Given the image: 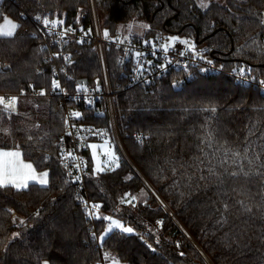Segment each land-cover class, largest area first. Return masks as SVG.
Returning a JSON list of instances; mask_svg holds the SVG:
<instances>
[{"label":"trees","instance_id":"1","mask_svg":"<svg viewBox=\"0 0 264 264\" xmlns=\"http://www.w3.org/2000/svg\"><path fill=\"white\" fill-rule=\"evenodd\" d=\"M96 4L109 34L125 36L123 27L143 22L150 25L146 35L188 39L227 69L244 66L264 80V0L212 1L208 9L199 0ZM22 12L86 31L92 20L89 0L0 2V23L8 16L19 25L13 37H0V95L26 94L16 114L0 107V147L18 145L38 172L49 171L47 187L0 189V264H102L105 253L122 264H264V95L225 75L203 74L178 90L173 82L179 73L126 89L118 109L125 129L144 136L142 142L125 141L141 176L120 157L118 168L94 176L91 152H84L90 199L101 205L100 215L134 229L131 234L113 229L101 242L108 222L97 219L93 227L60 163L63 107L59 98L40 95L52 89L51 71L37 28ZM70 50L75 82L87 79L96 86L100 72L93 43L74 41ZM107 51L113 86L124 89L116 50ZM81 111L87 128L108 127L89 108ZM126 192L137 197L135 206L120 203Z\"/></svg>","mask_w":264,"mask_h":264},{"label":"built area","instance_id":"2","mask_svg":"<svg viewBox=\"0 0 264 264\" xmlns=\"http://www.w3.org/2000/svg\"><path fill=\"white\" fill-rule=\"evenodd\" d=\"M89 7L91 13V28L90 31L81 30L77 28L74 32L67 33L63 38L60 36V32L62 28H56L53 33L50 35L43 27V25L36 21L34 16L29 15L26 12H22V18L29 20L37 28L36 37L39 41V46L41 50L45 52V62L48 68L51 71L52 79L54 78L53 69L55 68V78L58 79L61 83V88L65 91L62 92L59 89L53 90L49 93H45V96H54L61 100V105L63 107V125H62V133L59 137L58 141V148H59V160L61 163V153L72 151L74 155L78 157H82L84 161H86V156L84 152L88 151L84 145L87 143H91L92 141H88L89 139L95 138L98 141L104 139H110L112 145L115 147L116 151L119 154V157L125 161L130 168L138 175L141 176L139 169L136 167L134 161L130 157L127 146H126V139L132 138L136 142H142L144 136L139 133H130L124 127L121 122V115L118 109V100L120 95L123 92L130 88H135L137 86H151L157 82L162 81L163 79L168 78L173 73H179L178 76L174 78L176 86H174L175 90L181 89L185 84L189 83L195 76L198 74L203 75H225L232 79L234 83L241 87L246 88H256L260 91L261 94L264 95V87L259 85V81L253 74L246 73L248 76L247 81L241 82V79L238 77L237 74L233 73L232 70L227 69L224 66V63L221 61H216L214 58L205 56L208 60H212V64H208L205 60H201L198 57L193 58L192 54L188 51H185L184 56H179V51L185 49V45L177 42L175 47L170 50L169 58L173 61V63L168 66L166 71L158 70L153 67L150 71L146 72L142 77L137 75L132 71L134 62L132 61L130 55L125 56L124 51L128 49L130 52L134 49H139L141 51H148L151 52V48H144V46L140 43L141 40L147 39L149 41L156 40L158 44H163L167 38L160 35H145L142 38L133 37V42L129 44L128 40L124 38L127 36L124 35H112L109 34L108 37L104 36V29L102 28V24L100 21L99 12L97 9L96 0H89ZM49 17L48 15H44ZM43 16V17H44ZM42 18V17H41ZM50 19V17H49ZM264 21V19H263ZM63 27H68L67 25H63ZM115 38H119V40H123V44H119L118 42H114ZM83 42H92L95 49L96 54L99 62L100 68V80H99V91H95L96 86H92V82L89 81L79 80L78 82H82L87 85L88 87V97L93 99L94 103L92 105L85 104L83 102V93L77 94L76 92V82L74 80L73 75L71 74V70L73 68V57L72 52L70 50L71 43L74 41ZM53 41H59V43L54 44ZM262 42L264 44V32L262 35ZM113 48L116 50L115 52V59L117 61L119 71H118V80L124 81V85L126 86L123 88H114L112 82V76L110 73L108 59L109 54L107 49ZM199 52L201 50L197 49ZM53 53H59V57L53 56ZM68 56L70 60H65L64 57ZM147 59L153 60V64L162 63L163 62V55L160 54L159 59L156 57H152L149 55ZM179 60V66L176 65L175 61ZM123 61V62H121ZM187 65V68L184 67ZM223 65V68H221ZM63 69L64 71H60ZM201 69H205L201 71ZM26 94L18 93L13 95H0L4 97L10 96H17L19 98H23ZM84 108H89L92 111V114L97 118H104L107 121L108 127L106 129H101L106 132V135L101 137L99 135L92 136L89 132H83L81 135L84 139H80L77 136V130L79 126L82 124L81 121L83 120V116L79 120H75L74 118L70 117V112L72 111H81ZM82 112V111H81ZM68 118L69 124L65 125L64 119ZM75 123L77 125L76 128H72L71 124ZM84 125V124H83ZM85 128H87L84 125ZM98 129V128H93ZM71 132L72 135H67V132ZM61 137H64L63 141L61 142ZM65 163L69 165V169H65L63 164L61 163L62 167L65 169L66 176L70 180L72 184L77 188L80 195H82L83 201L88 202L89 208L92 204H95L91 201L89 190L87 187V167L83 169V171L78 172L76 169L72 168L71 165L74 163L71 159L65 157ZM77 163L79 161H76ZM87 162V161H86ZM71 170L73 176L79 175L81 180L78 182H73L72 178L67 175L68 171ZM84 204V203H83ZM83 209L86 212L87 209L85 205H83ZM101 210L99 209V213ZM89 216V220L92 223L93 227L95 221L97 220L93 216ZM104 264V262L102 263Z\"/></svg>","mask_w":264,"mask_h":264},{"label":"snow or ice","instance_id":"3","mask_svg":"<svg viewBox=\"0 0 264 264\" xmlns=\"http://www.w3.org/2000/svg\"><path fill=\"white\" fill-rule=\"evenodd\" d=\"M211 0H201L200 7L202 9H208L209 4ZM36 21L40 22L45 29H47L48 33L51 35L53 31L60 27L62 28V31L60 32L61 38H63L67 33L74 32L75 29H73L71 26L63 27L64 21L57 18V19H49V17L44 16L40 17L37 15L34 18ZM261 23H264V21H261ZM19 25L12 20L8 19V17H4L3 23H0V37L3 38H11L15 35L16 30L18 29ZM140 28L148 29L150 28V25L148 24H140ZM133 26L131 24L128 25V36L125 37V40H128L129 44L133 42V36L134 33L132 31ZM90 31V30H89ZM104 36L108 37L109 32L107 29L104 30ZM79 43H83V40L78 41ZM114 42H118L119 44H123V40H119V38H115ZM179 42L183 45H185L184 50L179 51V56H184L185 51H188L192 54L193 58H199L201 60H205L208 64H212V60H208L205 56H203L201 53L205 50L197 51L195 43L188 40L177 37V36H171L167 38V40L163 44H158L156 40H141L140 43L144 46V48H151V52L148 51H141L139 49L131 50V52L128 49H125L124 54L125 56L131 57L132 61L134 62V67L132 71L136 73L139 76H143L146 72L150 71L153 67H155L158 70L166 71L168 66H170L173 61L169 58V52L171 49L175 47V44ZM54 44L59 43V41H53ZM160 54L163 55V62L162 63H156L153 64V60L147 59L149 55L152 57H156L159 59ZM53 56L59 57V53H53ZM65 60H70L68 56L64 57ZM123 62V61H121ZM176 65L179 66L180 61H175ZM185 68H187V65H184ZM221 68H223V65H221ZM205 69H201V71H204ZM55 68L53 69L54 78L51 81L52 89L55 91L59 89L60 91L64 92L65 90L61 88V83L58 79L55 78ZM60 71H64L63 69H60ZM232 72L237 74L238 77L241 79V82L247 81L248 76L246 73H250V68H245L244 66H240L238 68H233ZM177 82H173V86H176ZM259 85L261 87H264V80L259 81ZM31 87V85H29ZM99 81H97V87L95 91H99ZM76 92L77 94L83 93V102L88 105H92L94 103L93 99H90L87 95L88 93V87L86 84L78 82L76 84ZM21 94H23V90H21ZM44 89H41L40 95H44ZM0 107H2L3 111L8 114H16L18 112V97L17 96H10V97H4L0 96ZM214 111V109H213ZM70 117L74 118L75 120H79L84 114L81 111H72L70 112ZM65 125L69 124L68 118L64 119ZM35 127L39 128V125H36ZM72 128H76L77 125L75 123L71 124ZM89 132L92 136H105L106 132L101 129H93L91 127L85 128L83 124L79 126V129L77 130V136L80 139H84V137L81 135L83 132ZM67 135L71 136L72 133L69 131L67 132ZM33 137L29 136L28 139L31 140ZM64 137H61V142L63 141ZM86 148L91 150V161L93 164L92 167V175H96L98 173H102L105 171L113 170L114 168H118L119 165V156L117 155L114 146L112 145V142L110 139H104L103 143L97 144V143H87L84 145ZM65 157L68 159H71L74 163L71 165L72 168L76 169L78 172L83 171L84 168L87 167V162L83 160L82 157H78L74 155L72 151H67L61 153V163L63 164L65 169H69V165L64 162ZM103 157V158H102ZM45 160L48 159V157H44ZM76 161H79L78 163ZM68 176L72 178L73 182H78L81 180V177L79 175L73 176L71 170L67 173ZM231 175L235 176L236 173L233 172ZM30 183L38 184L41 187H47L49 185V171L45 169L42 172H38L36 167H34L33 163L26 162L23 159V154L19 150V146L17 145L14 149H6L3 147H0V189H6V188H12L17 191H21L24 189H27L30 185ZM65 183H68L66 180ZM77 199L81 200L85 208L87 209L86 215L93 216L96 219H102L103 221H107V226L104 228L103 232L100 234V241L103 242L104 238L113 231V229H118L122 233L131 234L134 233V229L131 226H126L121 219L114 218L111 215L101 216L99 213V209L101 208L100 204H92L89 208L88 202L83 201L82 197L77 196ZM137 200V197L135 195H131L130 193H124V196L121 198L120 203L121 204H128V205H134V201ZM226 207V206H225ZM12 209H7V212L11 213ZM36 215H39V212L36 213ZM16 218L13 217L12 223L15 224ZM19 223L21 225H26V222L24 220H20ZM161 223V222H157ZM21 235V233H13V238H17ZM93 238H95V233L93 234ZM149 248H151V245H148ZM154 250V249H153ZM104 258L107 260L109 259L107 253H105ZM43 264H49L47 260L43 262ZM111 264H119V261L116 259H113L111 261Z\"/></svg>","mask_w":264,"mask_h":264},{"label":"rangeland","instance_id":"4","mask_svg":"<svg viewBox=\"0 0 264 264\" xmlns=\"http://www.w3.org/2000/svg\"><path fill=\"white\" fill-rule=\"evenodd\" d=\"M2 0H0V2H1ZM212 1H219V2H223V0H211V2ZM205 2H207V0H205ZM210 2V3H211ZM200 3H201V0H199V5H200ZM5 17H8V16H5ZM8 19H10V20H12L13 22H15V23H17L15 20H13L11 17H8ZM3 20H4V18L2 19V22L1 23H3ZM64 21V20H63ZM140 24H145V23H143V22H137V23H135V24H131L132 26H133V28H132V31H133V33H134V36L133 37H139V38H142V37H144L145 35H146V29H143V28H140L139 27V25ZM123 29H124V31H125V36H128V25H126L125 27H123ZM171 36H177V35H168V37H171ZM177 37H179V36H177ZM179 38H181V37H179ZM181 40H183L182 38H181ZM91 143H97V144H100V143H103V140H99V141H94V142H91ZM6 149H8V148H6ZM114 149H115V147H114ZM89 151L91 152V150L89 149ZM115 151H116V149H115ZM116 153H117V155L119 156V154H118V152L116 151ZM103 158V157H102ZM26 162H29V161H27V160H25ZM42 172V171H41ZM100 173H98V174H96V175H94V176H98ZM13 217H15L16 219L18 218V215L17 214H15ZM109 257V259H107V260H105L104 261V264H111V261L113 260V259H116V260H118L117 259V257L116 256H114V255H110V256H108ZM119 261V260H118ZM119 264H122L120 261H119Z\"/></svg>","mask_w":264,"mask_h":264},{"label":"bare ground","instance_id":"5","mask_svg":"<svg viewBox=\"0 0 264 264\" xmlns=\"http://www.w3.org/2000/svg\"><path fill=\"white\" fill-rule=\"evenodd\" d=\"M108 65H109V61H108ZM117 68L119 70L118 64H117ZM109 69H110V73H111V76H112V82H113L114 73H112L111 66H109ZM99 72H100V68H99ZM81 80L88 81L87 79H81ZM99 80H100V77H99ZM94 228H95V226H94ZM96 238H98V237L96 236Z\"/></svg>","mask_w":264,"mask_h":264},{"label":"water","instance_id":"6","mask_svg":"<svg viewBox=\"0 0 264 264\" xmlns=\"http://www.w3.org/2000/svg\"><path fill=\"white\" fill-rule=\"evenodd\" d=\"M82 83V82H81Z\"/></svg>","mask_w":264,"mask_h":264}]
</instances>
